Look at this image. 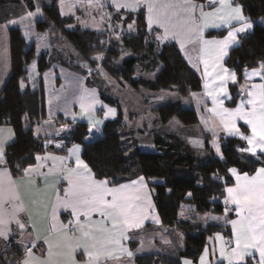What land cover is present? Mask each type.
Segmentation results:
<instances>
[{"label":"snow or ice","instance_id":"6c2138e0","mask_svg":"<svg viewBox=\"0 0 264 264\" xmlns=\"http://www.w3.org/2000/svg\"><path fill=\"white\" fill-rule=\"evenodd\" d=\"M111 5L115 9V22L111 13L103 11L104 0H72L68 8L69 11L77 6L84 8L85 15H92V10H97L101 19L97 22L93 17L92 26L99 30L106 16L105 31L109 33L110 38L115 36L117 40L122 39L124 24H127L129 33L136 30L137 21L131 19L127 13L145 8L148 34H154L159 44L175 40L181 51H186L187 44H198V63H193L191 58L189 62L193 63L197 72H200V66H203L202 79L205 90L203 95L210 99L213 105L205 110L212 113L215 127L222 128L227 136L238 137L244 142L236 148L241 158L248 154L254 158L249 160V163H261L254 175L247 173L241 175L234 167L228 169V173L235 178L234 186H226L227 195L224 200L225 213L234 211L237 216V219L227 221L232 226V240L225 242L223 237L217 234L214 242H220L219 259L216 258L215 248L209 249L206 246L199 264H223L225 260L227 264H264V83L248 84L253 77L264 81V60L251 71L245 70L246 83L241 86L240 92L246 94V98H242L234 109L224 107V100L232 98L227 87L229 81L238 82L236 72L225 66L224 57L228 55L229 48L238 42V34L246 33L253 27V23L243 15L242 7L235 4L234 0H204L203 3H197V0H111ZM60 7L63 16L65 0H60ZM40 11L37 3L36 13L29 12L25 19ZM81 23L88 26L84 21ZM221 26L229 29L222 39L204 38L205 29ZM25 35L29 33L26 32ZM103 43L102 41L101 44ZM102 59V54L93 57V60ZM31 78L30 72L29 79ZM20 88L21 90L25 88L23 79L20 81ZM75 88L74 102L79 105V116L75 112H70L67 104L63 108L65 116L70 115L73 124L78 119H87L88 138L101 134L104 120L109 115L114 116L115 110L108 108L103 119L97 118L95 108L100 101L95 89L83 87L80 81H76ZM192 95L197 98L195 93ZM49 103L51 104V101ZM241 120L248 126L250 134H245L238 127L237 122ZM68 131L70 129L61 128L54 135L60 136ZM210 131H213L212 146L216 155L224 161V153L215 139V129ZM41 132L45 136L46 146L55 143L56 148L61 150L67 147L63 138L59 141L51 138L53 132L50 126L44 128L38 125L35 133L37 138ZM13 135L11 129L0 128V238L8 240L12 232L10 226L15 224L22 236L31 229L28 234L34 235L38 241L37 217L40 216L41 207L44 208V215H47V206L35 201V207L33 211L28 212L27 218L22 220L20 217L22 212L28 210L20 201L17 182L13 180L9 170L11 161L5 151ZM126 139L122 136V140ZM193 143L200 148L204 146L203 142ZM130 151L131 148L125 155L128 156ZM67 152L68 155L65 157L46 151L44 156L36 155L35 164L30 163L28 167L22 169L20 180L26 181L29 186L36 189L39 188L41 178L45 184L49 183L50 178L56 183L63 179L68 186L64 188L63 196L57 194L55 204L52 205L49 236L44 238V243L48 247L47 259L35 255L33 249L39 245L33 242L31 247L24 245L25 256L20 264H76L74 253L77 249H82L84 256L80 264L121 262L122 254L131 257L133 253L123 246V241L131 238L127 235L128 232L143 227L144 221L153 210L150 195L146 191V178L139 176L128 183L113 187L107 178L103 180L96 178L81 159L79 144H74ZM73 159L75 167L70 162ZM48 160L59 161V164L53 163L49 172L44 173L40 169L46 166L45 162ZM20 168L21 165L18 164L17 170ZM214 178L224 179L218 175ZM187 195L191 197L193 193L189 192ZM60 209L71 212V219L66 224L58 222L57 211ZM95 216H99L100 219H94ZM184 264L193 262L185 260Z\"/></svg>","mask_w":264,"mask_h":264},{"label":"trees","instance_id":"16d2710c","mask_svg":"<svg viewBox=\"0 0 264 264\" xmlns=\"http://www.w3.org/2000/svg\"><path fill=\"white\" fill-rule=\"evenodd\" d=\"M3 2L13 4L12 0ZM24 2L29 11L34 10L33 0ZM235 3L242 7L244 14L251 20L264 16V0H235ZM106 10L113 15L115 22V12L109 8ZM41 12L43 21L35 23V29L48 31V22L52 23L61 36L71 43L82 60L86 61L90 69L100 62L107 72L114 74L123 83L135 89L143 88L149 93L173 91L179 96H186L201 88L200 78L184 61L177 46L168 42L159 44L154 34H148L143 11L127 13L131 19L137 21L135 31L129 33L126 30L127 24H124L122 39L117 40L115 36H111L108 42H105L107 37L105 33L78 26L69 29V26L75 24V20L61 15L58 0H52L50 6L43 7ZM224 33L225 31L218 32L217 35L221 36ZM36 39L32 34L30 40L25 41L19 28L9 30L11 73L0 92V126H9L14 132L13 142L5 149L11 161L9 165L11 173L21 174L22 169L32 164L38 154L46 151L64 152L71 145L79 144L82 147V159L97 179L107 178L111 185H117L139 176L146 178L153 189L154 204L161 222L160 229L169 234L174 251L173 255L163 259V264H182L184 259L195 263L205 248L207 237L216 233L228 235L229 229L223 224L210 223L193 229L189 222L179 220L180 212L190 213L191 220L197 214L225 212L226 205L223 202L225 188L232 184L228 169L234 167L239 173L252 174L261 163H249L248 161L254 158L248 154L241 158L236 148L244 143L231 137H223L219 141L225 156L224 161L218 157L205 160L195 158L184 153V148L173 134L168 132L167 135H162L163 128L154 134L156 152L135 150L126 156L127 149L124 148L119 134V130L125 126L121 112L114 121L105 122L100 136L93 138L87 136L86 123L73 124L60 120L57 123L71 126L70 131L61 137L51 138L54 141L63 138L67 147L61 150L56 148L55 143L46 146L45 136L37 138L33 132L34 125L46 120L41 78L54 62L62 61H56L53 53L44 51L38 55ZM101 54L102 60H93V57ZM35 59L37 78L29 82L27 67ZM262 60L264 26L255 23L252 30L241 36L238 45L230 50L225 59V66L239 75L245 69L258 67ZM67 64L64 66L73 70V66ZM77 68L80 69V74L85 75L81 67ZM151 75H154L153 79L145 77ZM22 79L26 83L23 90L20 88ZM99 85L100 82L91 86L98 88L102 93ZM234 88L235 86L230 87L232 95L235 94ZM101 97L105 102L117 105L116 99L102 94ZM231 104L233 102L229 103ZM151 112L155 116V121L161 124L171 120H176L184 126H193L197 123L196 112L183 108L180 102L161 104L151 109ZM205 142L208 143L206 140ZM18 164L21 165L19 171ZM215 175L224 179H215ZM189 192L193 193L191 197L187 195ZM231 216L229 212L227 217L231 219ZM177 229L184 233L181 235L183 240L181 249L178 246L180 241L176 243L174 235ZM20 257V251L14 243L0 250V264H16Z\"/></svg>","mask_w":264,"mask_h":264},{"label":"crops","instance_id":"0c3cea01","mask_svg":"<svg viewBox=\"0 0 264 264\" xmlns=\"http://www.w3.org/2000/svg\"><path fill=\"white\" fill-rule=\"evenodd\" d=\"M0 1H1L0 2V92H1L2 87L4 86L5 82L8 80L10 73H11L10 42H9V30H10V28H19L21 31L22 37L26 41L30 40V39H26L24 34L28 30L30 31L31 28H34L33 29L34 33L36 30L34 27V22H32V21H30V23H29L30 29H28V30L26 28V23L22 24V23L16 22L18 24L15 25V24H12V22L14 20H21V19L25 20V18L29 12H33V13L36 12L37 1H47L48 3H50V1H52V0H33V3H34V10L33 11H29L28 8H27V10L22 8L24 6V3H23L24 0H12L13 4L10 5L11 10H14L17 7H20L19 5H21V8H20V11L13 12V14L11 16L9 13L10 12L9 11V5L7 4V2H3L6 0H0ZM9 1H11V0H9ZM71 2H72V0H65V4H67V6ZM104 3H105V7H104L105 13H108L106 8H109L112 12H115V9L111 5V0H104ZM197 3H203V2H197ZM234 3H235V0H234ZM59 4H60V0H58V5ZM59 10H60V8H59ZM41 11H42V8H41ZM73 11L79 13V12H84L85 9L77 6L68 12L72 13ZM140 11H143V17H144V22H145V26H146L145 17H146L147 12H146L145 8H140L136 12H130V13L135 14V13H139ZM121 12L123 13L124 10L122 9ZM243 15L245 17H247L244 14V12H243ZM64 17H72L73 18V16H71V15L64 16ZM39 19H41V20H38L36 23L43 21V15L42 14L40 15ZM249 20L253 23V25L255 23H258L257 19H255V20L249 19ZM77 23H78L77 20H75L74 25L78 26ZM78 27H80V26H78ZM82 29H85V28H82ZM87 30H92V29H87ZM146 30H147V27H146ZM228 30L229 29L224 27V26H221L218 28H208V29H205L204 38L208 39V40L222 39L224 36L227 35ZM251 30H252V28L249 29L246 33H248ZM93 31H95V30H93ZM157 31H159V29H157ZM222 31H225V33L223 35H221V36L217 35L218 32H222ZM37 32L40 33V36L37 37L35 45H36V49H37L38 55H39L41 52H44V51L47 52V51L44 50V45H41L39 43V38L44 36L42 34L43 31H37ZM246 33L238 34V36H237L238 42L233 44L229 48L228 53L230 52V50L232 48H234L235 46L238 45L240 37ZM168 43H172V44H175L177 46V48L180 51V54L182 55V58L184 59V61L197 74V76L200 78V81H201V88L199 91L192 92V93L185 96V98L187 99V103L185 105H188V106H186V108L194 110L196 112V115H197V123L193 126H190V128L188 130H190V132L192 131V134L194 135V137L195 136L196 137L203 136V137L211 138L214 136H213V131H210V129H215V132H216L215 139H216L218 144H219L220 139L223 137H233V136H227L224 133V131L222 130V128L215 127V125L213 124L212 113L205 110L206 108L213 107V105L211 103V100L203 95V93L205 91L203 88V79H202L203 66L202 65L200 66L201 67L200 72H197L196 69L193 67V63H198L199 45L198 44H187L186 45V51H181L180 45L178 43H176L175 40L170 41ZM227 56L224 57V63H225V59L227 58ZM189 58H191L193 63L189 62ZM33 62H35V66H36V60H34ZM245 70L241 71V73L239 75L236 73L237 78H238L237 83H232L231 81H229L227 87H228V92L232 98L224 100V107L234 109L240 103L242 98H246V94H241V92H240L241 86L245 85V83H246L245 82ZM247 70L251 71V69H247ZM36 73H37V71L34 73V76H32V78H31V80H29V82H33L36 80V78H37ZM45 77H46V79H45ZM28 79H29V77H28ZM41 80H42V83L44 86L45 103H46V104L44 103L45 113H46V121H44L41 126H43L44 128H49V126H50V130L53 133L60 130L61 128H68V129L71 128V126H69V125H61V124H58L56 122L54 123V121H57L56 120L57 115L59 113L64 112L63 108L65 107L66 104L69 106V110L72 109V112H75L77 114V116H79V113H80L79 105H78V103L74 102V93L76 92V88H75L76 81H80L82 83L83 87H85V88L95 89V94H96L98 100L100 101V103L97 104L96 108H95L97 118L103 119L104 113L107 111L108 108L115 110V115L114 116L109 115L108 118L106 120H104V123L108 122V121H114L115 119H117L120 116L119 112L123 111V109L120 106L118 107V105H113V104H109V103L105 102L102 99L101 93H100L98 88L87 87L84 76L80 75L79 73H76V72L69 70L66 66H64L62 64L61 65L60 64H52L50 66V68H48L42 74ZM251 83L259 84V83H264V81H261L258 77H253L251 81H248L249 85ZM232 86H235V88H234L235 94L234 95H232L231 90H230V87H232ZM160 93H164V92H160ZM193 93L196 94L197 98L193 97V95H192ZM155 94H159V93H155ZM49 101H51V104L50 103L48 104ZM176 102H180V104L183 105L181 101L177 100ZM232 102H233V104L229 105V103H232ZM73 105H76V106H73ZM157 106H159V104L156 106H153L152 109L157 107ZM118 108H120L122 110L120 111ZM150 111H151V109H150ZM133 116H131V117H133ZM134 117H138V115H135ZM67 121L73 123L71 116L67 119ZM205 121H207V123H205ZM77 122L86 123L89 127V123H88L87 119H78L76 121V123ZM173 122H175V120H173ZM104 123H103V125H104ZM152 123H153L152 125H154V123H155V125L156 124L159 125L160 130L162 128L167 127L169 124V122H167L165 124H161V123L156 122L155 119H153V115H152ZM171 124H173V123H171ZM217 124H218V121H217ZM237 124H238V127H240V130L242 132H244L245 134H250V132L248 131V126L245 125L242 120L238 121ZM103 125L101 127H103ZM0 128L12 130V128L9 126H0ZM178 128H181L180 130H185L184 127H180L179 125H178ZM68 132H64L60 136H56L53 134L52 137H61L64 134H67ZM12 133L14 134L13 130H12ZM97 136H100V134H97L93 137H97ZM39 137H41V136H39ZM233 138L240 140L238 137H233ZM13 140H14V135H13V138L11 140H9L8 144L12 143ZM72 146L73 145H71L70 148ZM202 150H204V149L202 148ZM47 152H51L56 156H65L66 157L68 155L67 150L64 152H60V151H47ZM38 155L44 156L45 152L38 154ZM80 157L82 159V147H81ZM208 158L209 157H207V159ZM66 162H68V161H66ZM70 162H71L72 166L75 167L74 159ZM35 163H36V160L34 159V162L32 164H35ZM53 163H56L58 165L59 161H55V162L52 160L46 161L45 162L46 166L43 169H40V171H42L44 173H48L49 169L52 167ZM240 174L243 175V173H240ZM254 174H255V172L252 174H249V175H254ZM21 175H22V172L19 175H13L12 174L13 180H15L17 182L20 201L24 204V207L28 210V211L22 212L20 214L21 219L22 220L26 219L28 212L33 211V209L35 207V204H34L35 201H39L41 203V205L47 206V215L46 216L44 215V208L41 207L40 216L37 217V219L39 221V233H38L39 234V240L38 241L35 240L34 235L28 234V232H31V229H29L28 232L24 233L22 236L20 233V230L16 227L15 224H12L10 226L12 229V232L10 233L8 240H4L3 238H0L1 245L3 244L5 246L7 243H9V245L14 243L16 245L17 249L20 251L21 257L16 264H20V262L23 260V258L25 256L24 245H28L29 247H31L33 242H36L39 245L37 248L33 249L35 255L38 257H41L42 259H47L48 247L44 243V238L49 236V228H50L51 223H52V219H51L52 205L55 204L57 194H59L60 196H63L64 188H66L68 186L67 182L64 181L63 179H61L59 181V183H56L54 180H52L50 178L49 183L45 184L43 178H41L39 180V188L36 189L35 187L29 186L26 181H21L20 180ZM230 176L232 179V184L230 186H234L235 185V178L231 174H230ZM101 180H103V179H101ZM128 182H130V181H128ZM128 182H124V183H128ZM146 183H147L146 191L150 195L153 210L151 211L149 218L144 221L143 227H141L139 229H134V230L128 232L127 235L131 238L123 241V246L125 248H127L129 251H131L133 253V255L131 257H129V256H127V254H122L121 262H110V264H163V259L165 257H169L170 255L174 254L173 253L174 251L172 248V243H171V238H170L169 234L166 232H163L160 229V223L161 222H160V217L158 215V212H157L155 204H154L153 189L147 180H146ZM117 185H119V184H117ZM117 185H110V186L115 187ZM226 195H227V193L225 192L224 200H225ZM224 200H223V202H224ZM231 214H232L231 219H229L228 217L224 218V219L226 221L237 219V216H236L234 211H232ZM33 215H35V212H33ZM57 216H58V222L66 224L71 219V212H70V210L65 211L63 209H60L57 211ZM94 219L99 220L100 217L95 216ZM225 220H224V222H225ZM224 225L228 226V229H229L228 235H226L224 233H216L212 236L207 237V239H206L205 247L207 246L209 249L215 248L217 259H219L220 242H214L216 235L217 234L221 235L225 242L232 240V226H231V224L226 222ZM21 241H22V243H21ZM178 246L180 249L183 247V240L181 238V235H180V242H179ZM225 247L227 248V244H225ZM204 249H203L202 253L204 252ZM201 254H200V256H201ZM200 256L198 257V259L195 263L193 262V264H199ZM74 258L76 260V264H80V262L84 259V256L82 254V249L76 250V252L74 253ZM257 259H258V256H257ZM185 260L191 261L189 259H184L182 261V264H184ZM223 264H227V261L225 260L223 262Z\"/></svg>","mask_w":264,"mask_h":264},{"label":"rangeland","instance_id":"374dc122","mask_svg":"<svg viewBox=\"0 0 264 264\" xmlns=\"http://www.w3.org/2000/svg\"><path fill=\"white\" fill-rule=\"evenodd\" d=\"M24 6L22 7L23 9L27 10V6L26 3L23 1ZM37 3H39L40 9L43 7H47L50 6V3H48L47 1H37ZM36 3V4H37ZM9 5V13L10 16L13 14V12H18L20 11L21 5H19L20 7L15 8L14 10H11V6L12 4H8ZM60 8V12H61V7L60 4L58 5ZM69 8L67 6V4H65V8H64V16H68L71 15L73 16V18L75 20H77V24L78 26H80L81 28H85V29H92L95 30L96 32L99 33H105L107 34L106 40L108 42V39L110 37L109 33L107 31H105V29L107 28V17L105 16L104 22L100 25V29L98 30L96 27H93V17H95V20L97 22L100 21L101 17L98 13L97 10H92V15H85V11L84 12H75L73 11L72 13L68 12ZM104 11V10H103ZM105 12V11H104ZM36 13V12H34ZM42 13H37L36 15L28 18V19H21V20H14L12 22V24H18L16 22L19 23H26V28L27 30L30 29V21L34 22V27H35V23L39 19L40 15ZM28 17V15L26 16ZM42 17V16H41ZM79 18V19H78ZM258 20L257 24H260L261 26H264V16H260L258 18H256ZM81 21H84L87 23L88 26H84L83 23H81ZM42 22V21H41ZM48 26L49 29L48 31L43 30L42 34L44 35L43 37L39 38V43L41 45H44V50H46L48 53H53L55 56V60L57 61H62L61 62H54L53 64H59L61 63L62 65L67 64L69 66H73V70L70 69L69 67H67L69 70L79 73L80 74V69L77 68L81 67L83 71H85V82H86V86L93 88V86H91L92 84H96L100 82L99 88L101 89V94L105 97H112L114 99H116V104L118 105V107L120 106L123 111L121 112V117H122V122L124 123V127H122L119 130V134L123 137H126V140H122L123 141V146L124 148H126L127 150L129 148H131V151H135V150H141V151H145V152H156V147L154 146V134L159 132V125H152V115H153V119H155L154 114L150 111V109H152L153 106L156 105H160V104H167V103H173L178 101H181L183 105H181L183 108H186L185 105L187 103V99L185 98V96H179L176 92L173 91H167L164 93H159V94H155V93H149L147 92L145 89L143 88H137L135 89L134 87L130 86L127 83H123L119 78H117L114 74L107 72L105 68H103V66L100 64H97L95 67L91 68V72H89V67L88 65H86V61H83L82 58L79 56V54L73 49L71 43L69 41H67L63 36H61V34L59 33V31L53 26L52 23L48 22ZM75 25L69 26L68 28H74ZM34 28H31L30 31L28 30L27 33H29V35H25L26 39H30L32 37V34H34V36L37 38L40 36V33L37 32V30H35V33L33 32ZM127 30V27H126ZM128 31V30H127ZM26 41V40H25ZM10 42V41H9ZM127 55V54H126ZM128 56V55H127ZM36 60V59H35ZM60 64V65H61ZM34 65V68H33ZM84 65V66H82ZM28 77H29V73L31 72V77L34 76V73L37 71L36 70V66H35V62H31L28 67ZM99 68V70H98ZM79 71V72H78ZM37 74V73H36ZM149 79H153L154 75L151 76H145ZM138 78V77H136ZM31 79H27V81H29ZM89 82H91L89 84ZM96 82V83H95ZM25 83V82H24ZM26 86V83H25ZM42 87H43V92H44V86L42 83ZM44 96V103H45V93H43ZM46 104V103H45ZM49 104V102H48ZM76 106V105H73ZM120 111L122 109L118 108ZM70 112H72V109L69 110ZM152 114V115H151ZM135 115H138V117H134ZM133 116V117H131ZM70 117L69 116H65V112L63 113H59L56 117L57 121H54V123L63 120V121H67V119ZM46 121V120H45ZM157 121V120H156ZM43 123V122H42ZM42 123L36 124L34 125V135L37 137L36 133V129L39 126L42 125ZM173 123V124H171ZM178 125L180 127H184L185 130H180L181 128H178ZM190 128V126H184L178 122H173V120H171L168 124L167 127L162 129V135H167L168 132H170L171 134H173L174 138H176L178 140V142L182 145V147L184 148V153L189 154L195 158H199V159H207V157L211 158V157H217L216 152L214 147L212 146V141L214 137L211 138H206V137H194V135L192 134V131L190 132V130H188ZM54 134V133H53ZM39 136H44L43 132L40 133ZM233 138V137H231ZM236 139V138H235ZM208 141V143L205 142ZM193 141H199V142H203V149L200 147H197L194 145ZM220 145V142H219ZM126 150V151H127ZM130 151V152H131ZM183 213V214H182ZM229 215V212L226 214L225 212L218 214V213H213V212H206V213H202V214H197L195 216V218L193 220H191L190 218V213L185 212V211H181L179 214V220L182 221H186L189 222L190 224H192V228L193 229H198V226H206L208 223L210 224H215V225H220V224H225L227 221L224 218H227V216ZM213 217H216L218 219H213ZM225 220V222H224ZM193 231V230H192ZM182 230L181 229H177L176 231H174V235L176 236V243H178L180 241V235L182 234ZM184 238V236H183ZM10 245H1L0 243V248H4V247H9ZM0 249V250H1Z\"/></svg>","mask_w":264,"mask_h":264},{"label":"built area","instance_id":"2783aa9c","mask_svg":"<svg viewBox=\"0 0 264 264\" xmlns=\"http://www.w3.org/2000/svg\"><path fill=\"white\" fill-rule=\"evenodd\" d=\"M6 245H9V243H7Z\"/></svg>","mask_w":264,"mask_h":264}]
</instances>
